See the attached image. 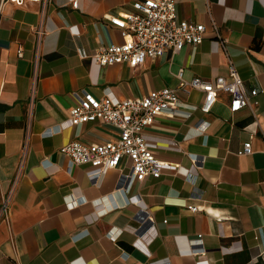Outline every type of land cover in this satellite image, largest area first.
Instances as JSON below:
<instances>
[{
	"label": "crops",
	"instance_id": "obj_1",
	"mask_svg": "<svg viewBox=\"0 0 264 264\" xmlns=\"http://www.w3.org/2000/svg\"><path fill=\"white\" fill-rule=\"evenodd\" d=\"M72 1L2 0L0 204L11 203L0 264H264V0H179L181 20L205 25L203 42L136 69L92 56L123 42L108 17L134 12L137 0ZM230 63L259 94L236 114L221 94L204 113V94L183 83L228 77ZM166 88L179 95L180 116L146 130L156 157L175 167L160 178L127 186V162L95 182L60 152L118 136L97 121L68 126L78 96L123 101ZM249 142L253 153L240 155Z\"/></svg>",
	"mask_w": 264,
	"mask_h": 264
},
{
	"label": "built area",
	"instance_id": "obj_2",
	"mask_svg": "<svg viewBox=\"0 0 264 264\" xmlns=\"http://www.w3.org/2000/svg\"><path fill=\"white\" fill-rule=\"evenodd\" d=\"M73 7L78 6L76 0ZM179 0H137L132 3L134 12L110 15V22L121 30L123 42L118 45L101 46L93 53V60L102 67L126 64L132 69L142 66L148 59H166L180 52L187 46L196 49L207 33L203 24L181 20L178 15ZM2 0L0 2V16ZM211 30L223 47L226 41L221 34V28L211 22ZM44 35L38 31V46ZM23 50L19 49L22 57ZM204 94L201 110L210 113L220 99L221 94L230 97L229 109L236 114L250 104V97H256L258 90L250 93L238 71L232 63L229 66L228 77L220 76L212 81L195 78L190 83H183ZM78 104L70 109L68 126L80 127L91 121H97L114 127L118 136L103 144H83L71 142L64 145L60 152L67 156L73 165L87 166L88 176L97 182L110 170L119 169L123 164L130 163L131 173L124 175L127 186L143 182L148 177L160 178L163 171L173 169L156 157V146L146 134L157 117L180 116L181 100L173 89H163L149 93L144 98H130L116 101L110 97L98 99L92 94L78 96ZM176 146L175 143H171ZM252 143H246L240 155H251ZM198 162V161H197ZM21 171V170H20ZM18 172L11 194L15 191L21 172ZM11 196L0 204V220H6L10 210ZM192 213L202 212L199 206L189 205ZM149 222L146 218L145 222ZM197 243H202L198 236ZM201 245V244H200ZM198 255V253H194Z\"/></svg>",
	"mask_w": 264,
	"mask_h": 264
}]
</instances>
